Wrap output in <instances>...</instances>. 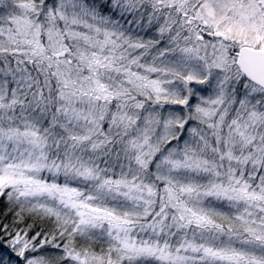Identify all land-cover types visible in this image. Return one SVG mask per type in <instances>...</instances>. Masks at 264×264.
<instances>
[{"label":"snow or ice","instance_id":"6c2138e0","mask_svg":"<svg viewBox=\"0 0 264 264\" xmlns=\"http://www.w3.org/2000/svg\"><path fill=\"white\" fill-rule=\"evenodd\" d=\"M0 264H264V0H0Z\"/></svg>","mask_w":264,"mask_h":264}]
</instances>
